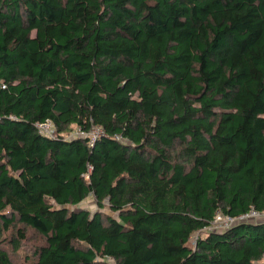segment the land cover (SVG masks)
<instances>
[{
    "label": "trees",
    "instance_id": "16d2710c",
    "mask_svg": "<svg viewBox=\"0 0 264 264\" xmlns=\"http://www.w3.org/2000/svg\"><path fill=\"white\" fill-rule=\"evenodd\" d=\"M251 210L264 0H0V244L19 223L35 264H264V218L189 243Z\"/></svg>",
    "mask_w": 264,
    "mask_h": 264
},
{
    "label": "rangeland",
    "instance_id": "374dc122",
    "mask_svg": "<svg viewBox=\"0 0 264 264\" xmlns=\"http://www.w3.org/2000/svg\"><path fill=\"white\" fill-rule=\"evenodd\" d=\"M48 128L53 130L55 134L57 133V131L53 129V126H49ZM68 128L62 133V135L66 138L75 137L81 132L75 125H70ZM97 130L98 129H93L92 132L94 133ZM80 206L92 211L97 208L92 196L87 197ZM103 211L109 213L108 210ZM218 218L219 216H217V219ZM260 218H264V216L259 217V219ZM220 221L222 222L221 218L214 222L208 229L194 233L191 236L189 243L192 245L199 235L205 234L208 230L210 231L212 227L219 225L221 223ZM19 228L24 232V238L19 237L17 231ZM44 243V237L37 231L30 227H24L22 224L14 223L7 231L4 232L0 248L8 252L12 264H35L37 259L36 252L40 246L44 245Z\"/></svg>",
    "mask_w": 264,
    "mask_h": 264
},
{
    "label": "built area",
    "instance_id": "2783aa9c",
    "mask_svg": "<svg viewBox=\"0 0 264 264\" xmlns=\"http://www.w3.org/2000/svg\"><path fill=\"white\" fill-rule=\"evenodd\" d=\"M36 126L38 128V131L41 134H44V135H47V136H55L57 134V133L55 134L53 132V130L48 128L49 126H53L54 127V125L48 120L45 121V122H42V123H37ZM53 129H55V127ZM94 129H98V128H94ZM92 130L90 132H86V133L81 131L80 132L81 134L78 133L77 136H82V137L87 136V137H89L91 139H94L96 137H99L102 134V130L101 129H98L94 133L92 132ZM217 216H219V218H221L222 222L220 221L221 223L219 225H216V226L212 227L211 228L212 230L224 229V228H227V227H229V226H231V225H233V224H235L237 222H240V221L258 220L259 217L264 216V212L260 213V212H257L255 210H251L250 212L242 214V215H240L238 217H229V216H222V215H217ZM217 216H216L214 222H216L219 219V218L217 219ZM211 226L212 225H210L209 227H211Z\"/></svg>",
    "mask_w": 264,
    "mask_h": 264
}]
</instances>
